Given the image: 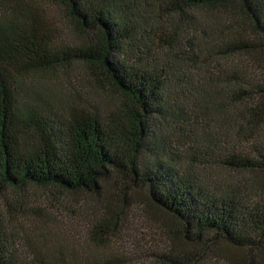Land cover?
Listing matches in <instances>:
<instances>
[{
	"label": "trees",
	"instance_id": "1",
	"mask_svg": "<svg viewBox=\"0 0 264 264\" xmlns=\"http://www.w3.org/2000/svg\"><path fill=\"white\" fill-rule=\"evenodd\" d=\"M73 71L66 97L37 80ZM229 109L223 145L204 124ZM263 133L264 0H0V194L81 195L104 264L132 263L112 248L139 206L149 264H264ZM6 222L0 264H32ZM50 253L33 263L85 264Z\"/></svg>",
	"mask_w": 264,
	"mask_h": 264
},
{
	"label": "rangeland",
	"instance_id": "2",
	"mask_svg": "<svg viewBox=\"0 0 264 264\" xmlns=\"http://www.w3.org/2000/svg\"><path fill=\"white\" fill-rule=\"evenodd\" d=\"M51 17L60 28L69 30L62 11L53 10ZM220 64L224 65L225 62L221 61ZM218 65H209L208 73L206 71L198 75V81L208 83L210 76L215 79L219 71ZM77 74V71H73L71 79L59 73L42 74L37 80L44 86L42 89H47L55 96L66 97L73 87L79 85L78 91L83 88L82 79ZM37 88L39 89V86ZM190 90L194 92L193 88ZM108 99L111 104L118 102V97L114 94H108ZM234 118L232 109L222 110L221 114L214 113L204 126L208 123L210 132L218 135L217 137L225 142L223 145H226L222 135H235ZM83 200L81 195H62L54 189L42 187H26L22 191L9 190L0 194V212L6 216V225L14 242L13 249L20 259L36 264L33 263L35 259H43V256H49L54 250H62L77 263L85 261V264H104L103 259L107 258L111 250L99 251L89 243L88 230L92 222L90 214L79 215L74 209V206ZM59 201H63L62 205H59ZM10 208L18 210L19 214L14 216ZM135 209L137 210L129 213L126 225L115 238L116 246L112 249L118 251L124 260L131 259V264H149L146 256L157 250L162 237L159 235V228L144 216L143 208L139 206Z\"/></svg>",
	"mask_w": 264,
	"mask_h": 264
}]
</instances>
